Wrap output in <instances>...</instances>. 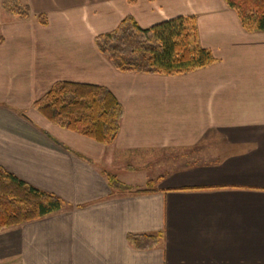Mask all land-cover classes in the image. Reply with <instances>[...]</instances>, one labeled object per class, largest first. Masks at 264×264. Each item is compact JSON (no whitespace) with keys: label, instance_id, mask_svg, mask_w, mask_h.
<instances>
[{"label":"crops","instance_id":"crops-1","mask_svg":"<svg viewBox=\"0 0 264 264\" xmlns=\"http://www.w3.org/2000/svg\"><path fill=\"white\" fill-rule=\"evenodd\" d=\"M17 1L27 17L0 0V167L62 205L1 230L0 264H264V30L225 0ZM190 15L215 60L189 73L120 72L95 45L125 16ZM57 81L114 95L110 144L32 107Z\"/></svg>","mask_w":264,"mask_h":264},{"label":"trees","instance_id":"trees-1","mask_svg":"<svg viewBox=\"0 0 264 264\" xmlns=\"http://www.w3.org/2000/svg\"><path fill=\"white\" fill-rule=\"evenodd\" d=\"M234 9L247 31L264 30V0H225ZM6 12L27 17V5L2 0ZM41 22L44 19L41 16ZM95 45L120 72L161 75L189 73L214 62L211 52L199 44L195 17L178 16L142 28L125 16L111 31L95 37ZM51 123L110 144L119 130L122 107L105 87L57 81L32 104ZM109 185L119 182L110 173ZM148 189H144L146 191ZM62 201L18 179L0 167V231L41 218L58 210ZM132 235L154 239V235ZM136 243V242H135Z\"/></svg>","mask_w":264,"mask_h":264}]
</instances>
